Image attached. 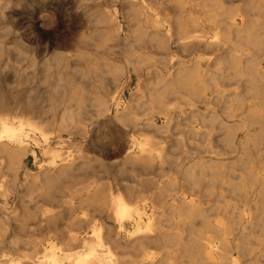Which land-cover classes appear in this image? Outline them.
<instances>
[{
    "label": "bare ground",
    "instance_id": "1",
    "mask_svg": "<svg viewBox=\"0 0 264 264\" xmlns=\"http://www.w3.org/2000/svg\"><path fill=\"white\" fill-rule=\"evenodd\" d=\"M185 3L204 9L215 26L200 30L197 16L181 18L168 9L162 13L144 0H123L120 9L98 4L88 14L92 26L83 42L95 49H104L108 40L124 45L121 60L110 65L98 56L99 50L96 55L90 50L78 54L83 76L89 79L99 73V65L107 68L103 72L113 83L111 91L92 87L81 99L78 91L60 88L50 97L46 115H28L24 108L12 112L0 105V264H242L226 249L222 217L210 223L214 237L194 226L196 219L208 225L207 210L226 208L223 193L213 202L206 185L212 176L225 183L226 162L210 155L212 131L217 123L224 125L222 115L264 114V90L256 85L262 77L258 70L245 76L240 64L253 54L231 42L230 34L238 38L247 29L245 14L226 13L218 0ZM148 46L161 53L173 46L186 55L171 51L167 60L161 59L167 62L164 69L154 67L151 74L146 66L141 78L145 61L153 66L150 56L140 52ZM200 47L217 54L204 63ZM220 49L235 59L233 69L226 67ZM133 75L135 86L125 96ZM231 77L236 87L219 88L217 79ZM244 81L249 83L242 89ZM215 102L222 106L215 107ZM101 123L117 132V156L93 143L92 132ZM29 160L34 169L27 166ZM155 247L160 255L150 252Z\"/></svg>",
    "mask_w": 264,
    "mask_h": 264
},
{
    "label": "rangeland",
    "instance_id": "2",
    "mask_svg": "<svg viewBox=\"0 0 264 264\" xmlns=\"http://www.w3.org/2000/svg\"><path fill=\"white\" fill-rule=\"evenodd\" d=\"M0 1L3 2L2 0ZM122 1L123 0H11L5 3L3 2L2 8H0V52H2L0 53V105L5 108L8 107L7 109L12 112H16V110L19 112L21 108H24L22 112L28 115H46V111L49 108V100L52 99L50 97L54 96L53 92L60 88L61 90L62 88L66 89V93H70L71 90L78 91L80 93L78 96L81 99L87 97L86 90L92 87H97L99 91H105L106 93L111 91L113 89V83L112 81L110 82L111 79L108 76V72H103V70L107 68L103 65H99V73L92 79H89L83 76L85 66L82 60L78 58V54L80 55V53L90 50L92 54L96 55L99 50L98 56L103 57L108 65L113 64L114 60L115 62H117L116 60H121L124 45L118 43L119 41L108 40L106 41V45H104V49L97 47V49H95L94 45L89 44V47L88 44L83 42L82 38L87 37L86 33L91 31L92 25H89L88 21V17L90 16L89 13L100 8L98 4H101V8L103 9L104 7L107 8V6L120 9V3ZM131 1L140 2L141 0ZM160 1L161 0H144V3L160 7L162 13H169L170 11V13H174L181 18L191 14L195 15L199 19L200 23L198 28L200 30L210 31L215 26L213 22L207 19L204 9L198 8L191 3H185V1L188 0ZM218 1L221 3L226 13L230 14L231 10L232 13L238 11L245 14L244 16L246 19L248 18L246 20L247 29L245 28V31L242 32L243 36L241 35L237 38L235 35L230 34L232 36L231 42L243 48H247L249 52L253 54L254 58L252 60H243L239 68L241 71L245 72V76L248 72L258 70L259 75L262 77V82L256 85L257 89L261 92L264 90V86H262L264 84V24L262 25V23H264V17H262L264 13V0ZM223 3L227 4L223 5ZM259 5H261L262 10H260L261 7H257ZM245 8L248 10L250 9V11L247 10L246 12ZM235 9L236 11H234ZM255 12H258L261 16ZM256 19L257 21L254 22ZM236 20L238 19L236 18ZM250 23L252 25H250ZM5 24L7 26H5ZM253 29L255 30L253 31ZM107 44L108 47H106ZM119 46H121V48ZM148 48L141 49L140 52H145L144 54L146 57L150 56L149 62H151L153 66L150 64L148 66L146 62L149 59L146 60V65L144 64L143 70L140 72L142 74L141 78L143 76L145 77V70L147 67V70H151V74L154 67H157V69H164L163 64L166 65L167 62H163L162 64L161 59L166 58L167 60L170 57L171 51L186 55L185 52H180L173 46L171 49L162 53L154 46H148ZM150 49H154V52ZM198 49H200L198 50V54L204 63L208 58H213L217 54V52H212L208 47H200ZM224 52V50H218L219 56L224 57L227 62L226 67L228 69H233L232 64L236 62L235 59H229L228 54ZM153 61H155V63ZM48 62L51 63L49 64ZM157 63L158 65H156ZM151 74H149V76ZM229 75H232L231 71H229ZM57 76H60V79H57ZM133 78L124 90L125 96L128 95V89H133L135 86L136 78L134 75ZM231 78L232 79H217L219 88L225 91H231L234 86L236 87L237 83L235 82L236 80H234L235 78ZM248 83L249 82L244 81L242 84L241 82V88L244 89V87L248 86ZM106 87L107 89H105ZM80 95L82 96L80 97ZM212 101H214L213 98ZM213 105L215 107L217 105L222 106L221 103L217 104L216 102ZM27 106L31 110L30 113L28 112ZM202 106L201 103L196 104V107ZM227 117L222 115L224 125L220 126L217 123V128H214L215 132L214 130L212 131L210 138L212 150V153H210L211 157L213 159L221 158L226 162L222 176L225 183L221 185L219 183L220 178L216 176L210 177V181L206 183L208 191H210L209 196L213 202L216 201V194L219 191L223 193L221 204H223V206L225 205L226 208L224 211L217 208H214L216 210H207L206 219L208 225H204L199 219H196L194 229L197 232H204L214 237L217 233L215 229L211 227L210 223H214L216 219L222 217L225 222V229L227 228V235L225 233L227 251L232 254H237L242 264H264V173H262L264 170V146H262L264 145V114L257 116H242L241 113H237L229 117V119ZM102 119L103 117L99 118L100 122L103 121ZM211 122L216 123L214 120ZM241 124L244 126H241ZM239 126L240 130H237ZM98 128L93 131L94 133L92 132L93 143L96 144L97 148H105L106 146V149H108L107 152L109 155L111 154L110 157L117 156L119 153V147L115 143L119 141L117 132H115L114 129H107L103 123H101ZM105 143H107V145H105ZM224 144H226V146ZM111 159H108V161ZM27 166L30 169H34L31 160L27 162ZM215 170L214 172H216ZM236 175H238V177ZM252 175L254 177L252 180L255 182L251 180ZM149 183L150 182L145 185L146 188L151 185ZM251 207H253V209ZM259 217L261 218L259 219ZM257 218L258 220H256ZM258 229L259 231L256 232ZM155 248L156 250L154 248V250L152 249L155 252L150 251L151 249L149 251L152 252V254L159 253V248ZM155 255H160V253ZM135 258H139V256ZM259 260L262 263L258 262Z\"/></svg>",
    "mask_w": 264,
    "mask_h": 264
}]
</instances>
